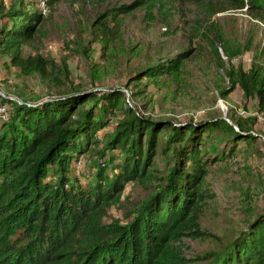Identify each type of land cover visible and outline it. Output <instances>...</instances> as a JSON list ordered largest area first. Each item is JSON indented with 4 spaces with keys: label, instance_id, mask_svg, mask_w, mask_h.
<instances>
[{
    "label": "trees",
    "instance_id": "trees-1",
    "mask_svg": "<svg viewBox=\"0 0 264 264\" xmlns=\"http://www.w3.org/2000/svg\"><path fill=\"white\" fill-rule=\"evenodd\" d=\"M61 0H45L52 7ZM210 13L226 5L245 9L264 23V0H196ZM164 0H132L113 7L110 16L119 33L121 18L139 9L161 10ZM0 0V57L23 75L46 77L54 60L25 55L24 47L40 35L41 11ZM101 15L95 23H101ZM97 41H99L97 39ZM232 61L250 45L232 49L218 39ZM188 51L143 69L138 76L156 79L179 69ZM229 87L255 100L264 113V42L253 51L247 70L223 68ZM142 78V79H143ZM125 91L73 90L37 103H16L0 124V264H264V204L246 227L220 241L215 250L193 259L185 255L183 239H216L201 228L205 206L215 194L205 181L211 167L229 159L241 142L259 134L221 118L174 123L137 115L126 107ZM2 102L5 103L4 99ZM123 113L115 125L109 123ZM255 120V119H254ZM106 135L102 151H95ZM221 133L217 147L208 138ZM95 152L100 159L93 180L85 185L71 175L77 156ZM101 155L107 162L101 163ZM155 157L168 168L160 175ZM152 189L127 223L112 220L108 211L120 202L125 185Z\"/></svg>",
    "mask_w": 264,
    "mask_h": 264
},
{
    "label": "rangeland",
    "instance_id": "rangeland-1",
    "mask_svg": "<svg viewBox=\"0 0 264 264\" xmlns=\"http://www.w3.org/2000/svg\"><path fill=\"white\" fill-rule=\"evenodd\" d=\"M3 1L6 6L23 1L21 6L27 11L40 10L39 0ZM131 1L61 0L52 7L45 3L40 10L44 16L40 35L24 47V53L52 59L57 68L48 70L44 78L23 75L7 57H0V94L5 97L0 95V100L4 99L8 108L0 124L9 119L16 103H37L76 89H117L125 91L126 107L137 115L174 123L221 118L225 126L238 124L264 137V114L258 112L255 100L244 99L238 87L221 96L229 87L223 68H249L253 51L264 42V23L232 5H226L223 12L210 13L206 2L164 0L161 10L139 9L122 17L116 33L113 20L105 15ZM101 15V23L92 27ZM218 39L232 49L250 45V51L229 62ZM186 51L187 57L177 71L153 80L138 76L143 69ZM122 117L118 112L109 125ZM100 135L95 151L105 148V136L111 133ZM220 139V132L214 134L208 138V145L217 147ZM98 159L95 152L77 156L69 171L85 185L93 180L98 167L90 165ZM107 161V156L101 155L100 164ZM154 162L159 176L166 174L168 168L158 157ZM205 181L216 197L203 208L200 224L216 239H183L185 255L191 259L215 250L218 239L243 230L264 204V151L260 140L239 143L229 159L211 167ZM151 190L136 183L126 184L120 202L109 209L105 221L129 222Z\"/></svg>",
    "mask_w": 264,
    "mask_h": 264
},
{
    "label": "built area",
    "instance_id": "built-area-1",
    "mask_svg": "<svg viewBox=\"0 0 264 264\" xmlns=\"http://www.w3.org/2000/svg\"><path fill=\"white\" fill-rule=\"evenodd\" d=\"M39 3H38V8L40 9V10H44V4H45V0H39L38 1ZM3 98H5L2 94H0ZM2 100L3 99H1L0 100V117H2V118H5L6 117V115H7V110H8V108H7V105H5L3 102H2ZM18 104V103H17ZM20 104V103H19ZM241 114H243V113H241ZM259 140H260V142H261V148H262V150L264 151V137L263 136H259Z\"/></svg>",
    "mask_w": 264,
    "mask_h": 264
},
{
    "label": "crops",
    "instance_id": "crops-1",
    "mask_svg": "<svg viewBox=\"0 0 264 264\" xmlns=\"http://www.w3.org/2000/svg\"><path fill=\"white\" fill-rule=\"evenodd\" d=\"M262 115L264 114V113H261Z\"/></svg>",
    "mask_w": 264,
    "mask_h": 264
}]
</instances>
